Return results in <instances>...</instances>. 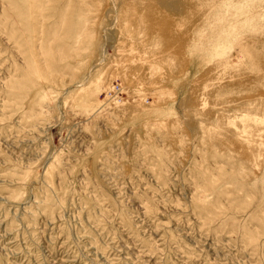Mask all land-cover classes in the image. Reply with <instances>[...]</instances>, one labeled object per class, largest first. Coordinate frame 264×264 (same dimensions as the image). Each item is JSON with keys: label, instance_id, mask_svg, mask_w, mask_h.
I'll return each mask as SVG.
<instances>
[{"label": "rangeland", "instance_id": "374dc122", "mask_svg": "<svg viewBox=\"0 0 264 264\" xmlns=\"http://www.w3.org/2000/svg\"><path fill=\"white\" fill-rule=\"evenodd\" d=\"M0 264H264V0H0Z\"/></svg>", "mask_w": 264, "mask_h": 264}]
</instances>
